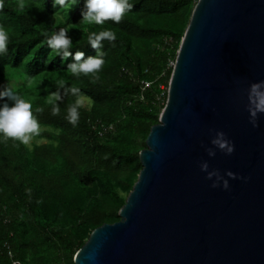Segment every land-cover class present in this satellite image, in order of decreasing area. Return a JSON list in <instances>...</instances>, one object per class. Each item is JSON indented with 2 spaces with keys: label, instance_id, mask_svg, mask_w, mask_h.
Here are the masks:
<instances>
[{
  "label": "trees",
  "instance_id": "16d2710c",
  "mask_svg": "<svg viewBox=\"0 0 264 264\" xmlns=\"http://www.w3.org/2000/svg\"><path fill=\"white\" fill-rule=\"evenodd\" d=\"M133 2L119 24L96 25L80 23L83 0H69L55 21L52 0H0V25L10 34L9 51L0 57V85L10 78L34 109L43 108L34 113L41 126L34 139L43 142L0 143V264H12V258L19 264H75L96 228L121 219L143 167L140 152L167 102L170 62L198 0ZM60 27L69 30L73 53L86 57L96 54L90 33H116L115 42H103L98 79L76 78L67 69L72 58L63 61L47 47L45 33ZM146 81L152 84L145 89ZM61 82L92 99L77 126L64 119L71 96L60 102L59 116L51 114L48 97L62 92Z\"/></svg>",
  "mask_w": 264,
  "mask_h": 264
},
{
  "label": "water",
  "instance_id": "95a60500",
  "mask_svg": "<svg viewBox=\"0 0 264 264\" xmlns=\"http://www.w3.org/2000/svg\"><path fill=\"white\" fill-rule=\"evenodd\" d=\"M261 81L264 0H198L121 219L96 228L75 264H264V113L254 127L248 110ZM221 130L230 155L211 142ZM211 171L230 187H212Z\"/></svg>",
  "mask_w": 264,
  "mask_h": 264
},
{
  "label": "clouds",
  "instance_id": "9594fccd",
  "mask_svg": "<svg viewBox=\"0 0 264 264\" xmlns=\"http://www.w3.org/2000/svg\"><path fill=\"white\" fill-rule=\"evenodd\" d=\"M69 0H52L53 8L56 11L53 13L54 21L58 11L65 9ZM3 4L0 3V9ZM23 7V5H21ZM135 7L133 0H83V8L81 10L80 23H92L102 25L105 21H111L114 24H119L127 12H130ZM83 30V29H82ZM69 30L64 27L58 28L54 34L48 35L45 33L47 47L55 50L58 56L63 58V61L72 58L71 62L67 63V69L76 78L83 76H92L98 79V73L102 70L105 63L104 54L102 52L103 42H115L117 35L112 30H102L92 32L88 35V45L96 50L95 55L86 57L84 51H76L73 53V39L68 35ZM10 34L9 31L0 25V57L5 56L9 51ZM50 62V59H49ZM8 78V77H7ZM28 84H31L29 79ZM61 91L52 93L48 97V104L51 106V114L59 116L61 114L60 102L65 97H73L72 103L67 104L65 108L64 119L77 126L80 120V110L85 107V96L81 89L75 86H65L63 82L59 85ZM248 110L250 113V122L254 127H258L257 117L260 113H264V81L253 83L250 86ZM43 111V108H33V104L29 99L21 95L10 82L0 85V143L13 140L30 146L33 138L40 135L41 126L37 119L38 114ZM212 144L216 148L223 151L225 154H232L235 150V145L226 136L224 131H217L212 139ZM210 156H215V151L209 149ZM202 171L208 170V163L203 162L201 165ZM227 176L236 179L238 174L229 170ZM216 179L212 183V187H222L228 189L230 187L227 179H224L217 171L207 173V178ZM247 179L246 177H239Z\"/></svg>",
  "mask_w": 264,
  "mask_h": 264
},
{
  "label": "built area",
  "instance_id": "2783aa9c",
  "mask_svg": "<svg viewBox=\"0 0 264 264\" xmlns=\"http://www.w3.org/2000/svg\"><path fill=\"white\" fill-rule=\"evenodd\" d=\"M168 39H170V38H167V40H168ZM173 65H175V63H173ZM151 84H152V82H147V81H146L145 84H144V88H145V89H146V88H149V87L151 86ZM141 99H142V100L144 99V94L141 95ZM112 128H113V124L110 125L109 127H105V128H104V131H107L108 129H112ZM9 255H10L11 258L13 257V255H12L11 252L9 253ZM11 262H12V264H19V263H18L15 259H13V258H12V261H11Z\"/></svg>",
  "mask_w": 264,
  "mask_h": 264
},
{
  "label": "rangeland",
  "instance_id": "374dc122",
  "mask_svg": "<svg viewBox=\"0 0 264 264\" xmlns=\"http://www.w3.org/2000/svg\"><path fill=\"white\" fill-rule=\"evenodd\" d=\"M173 61H171L170 62V65H173ZM92 105V99L91 98H89L88 96H85V108H89L90 106ZM39 142V143H41V142H43V140H37V139H34L33 138V141L31 142V144H30V146L34 143V142Z\"/></svg>",
  "mask_w": 264,
  "mask_h": 264
}]
</instances>
